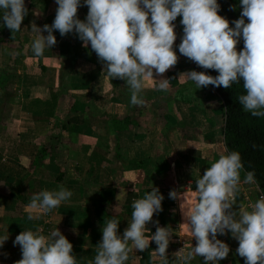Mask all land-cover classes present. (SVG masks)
<instances>
[{
  "label": "crops",
  "instance_id": "1",
  "mask_svg": "<svg viewBox=\"0 0 264 264\" xmlns=\"http://www.w3.org/2000/svg\"><path fill=\"white\" fill-rule=\"evenodd\" d=\"M25 2L28 15L19 31L21 52L0 21L4 36L0 41V227L9 233L0 248V264H15L22 258L20 246L13 244L22 231L39 229L47 236L56 228L73 244L78 264H92L103 225L117 218L122 235L131 221L133 201L152 187L164 196L163 210L154 213L145 234L151 236L158 226L169 227L170 243L180 235L188 249L195 246L183 211L197 201L196 180L211 162L228 153L226 115L222 99L210 85L209 90L208 86L195 90L184 74L200 70L176 48L183 35L179 28L175 29L176 65L162 75L154 72L141 93L145 104L132 105L126 81L112 79L90 44L85 47L74 32L61 36L55 31L57 43L43 56H35L31 44L37 33L32 25L41 29L51 25L58 6L55 0ZM87 13V6L78 8L81 20ZM162 78L171 80L167 91L157 87ZM66 102L70 118L57 121V111ZM11 103L14 109L6 120L2 112ZM126 115L132 124L120 137V158L112 121ZM58 124L61 128L56 129ZM42 146L51 147L42 158L44 164L30 170L28 163ZM142 160L145 163L140 164ZM244 175L241 171L233 210L249 207L246 194H252L254 203L262 193L256 185L243 184ZM58 185L70 190L72 197L48 213H33L28 207L32 195L56 190ZM218 238L230 247L220 264H244L231 233ZM129 247L126 264H160L155 242L143 252L131 243ZM172 257L168 254L170 264ZM192 264H204L203 257H195Z\"/></svg>",
  "mask_w": 264,
  "mask_h": 264
},
{
  "label": "clouds",
  "instance_id": "2",
  "mask_svg": "<svg viewBox=\"0 0 264 264\" xmlns=\"http://www.w3.org/2000/svg\"><path fill=\"white\" fill-rule=\"evenodd\" d=\"M56 15L51 25L43 29L36 24L32 30L37 37L31 44L35 56H43L56 43L54 35L75 33L85 47L91 49L106 65L107 74L126 81L132 105H144L141 95L145 81L155 74L162 75L176 65L178 55L194 61L203 69H213L218 75L191 70L188 79L195 90L209 85L229 88L243 81L244 94L240 105L254 117H264V0H239L240 18L230 21L219 14L218 0H55ZM88 7L81 20L78 8ZM3 27L13 33L21 30L28 15L25 0H0ZM181 17V42L177 40L173 23ZM47 32V35H43ZM243 40V48L237 45ZM158 89L167 91L171 80L162 78ZM241 154L231 151L210 163L196 180L197 201L183 211L195 246L175 252L171 264H192L195 257H203L204 264H220L228 257L229 245L218 238L231 233L238 241L236 253L244 264H264V196L248 208L237 205L236 194L241 187ZM243 184L256 185L255 171H247ZM73 193L63 185L56 190H42L33 194L29 208L44 214L68 201ZM175 197V192L170 193ZM164 196L152 187L142 198L132 203L131 221L121 235L120 221L113 217L102 228V239L92 264H126L132 247L143 252L150 242L157 245L155 252L160 264H170L167 249L172 232L169 227H157L147 236L146 225L154 213L162 211ZM34 218L33 214L28 217ZM157 225L158 221L155 222ZM9 238L8 228L0 227V248ZM22 258L15 264H78L73 244L56 228L49 235L37 230H24L15 237Z\"/></svg>",
  "mask_w": 264,
  "mask_h": 264
},
{
  "label": "trees",
  "instance_id": "3",
  "mask_svg": "<svg viewBox=\"0 0 264 264\" xmlns=\"http://www.w3.org/2000/svg\"><path fill=\"white\" fill-rule=\"evenodd\" d=\"M220 4L219 14L224 16L230 21L240 18V13L242 11V6L239 3V0H218ZM181 17H177L175 23L179 28L180 32L183 34V26L180 24ZM7 28V27H6ZM9 40L16 42L18 44L17 52H21L22 45L19 39V32H12L7 28ZM6 32V33H7ZM4 36L0 35V41L4 40ZM243 48V40L241 39L240 43L237 45V49L240 50ZM200 71H206L208 74L213 76L218 75V72L213 69H203L198 66ZM7 80V79H6ZM1 84V83H0ZM1 86V85H0ZM215 92L220 96L223 101V106L225 108V142L228 149V152L238 151L241 154L242 162L244 164V169L241 171L246 173L247 171H255V177L258 182V185L261 191L264 193V117H254L251 113L246 112L243 107L240 105L238 97L241 94L245 93L243 88V81L240 83H234L229 88L215 87L210 85ZM69 102L65 103L57 111L56 118L57 121H64L70 118V112L67 111ZM131 116L126 115L118 120L112 121L113 128L112 132L116 135V140L119 142L116 146V152L118 157H122L120 148L123 147L120 144V137L123 133L130 130L132 121ZM61 128V124L56 126V129ZM67 127H63L66 130ZM51 147L42 146L39 150L32 156L30 162L28 163V168L30 170L38 169L43 165L42 158L46 156L45 154L49 152ZM46 159V158H45ZM129 163H132V160L128 159ZM140 164L145 163V161H138ZM142 162V163H141ZM57 179H60L59 177ZM244 262V258H241Z\"/></svg>",
  "mask_w": 264,
  "mask_h": 264
},
{
  "label": "built area",
  "instance_id": "4",
  "mask_svg": "<svg viewBox=\"0 0 264 264\" xmlns=\"http://www.w3.org/2000/svg\"><path fill=\"white\" fill-rule=\"evenodd\" d=\"M246 196H247V194H246ZM261 196H264L263 192L261 193L260 197ZM247 200H248V206H250L252 201H250L249 198H247ZM182 247L184 250H188V245H187L186 239L182 238V236H180V235L175 236V239L169 244V247L167 249V254H171L173 256L171 260L174 259L175 252L180 250Z\"/></svg>",
  "mask_w": 264,
  "mask_h": 264
},
{
  "label": "rangeland",
  "instance_id": "5",
  "mask_svg": "<svg viewBox=\"0 0 264 264\" xmlns=\"http://www.w3.org/2000/svg\"><path fill=\"white\" fill-rule=\"evenodd\" d=\"M26 3V5H27V3L28 2H25ZM198 71V70H197ZM205 89H207L206 87H204ZM208 90H209V86H208ZM13 105H12V103H11V105H9V106H5V111H3L2 112V114H3V117L6 119V120H8L9 119V117H10V111H12L11 109H14L13 107H12ZM249 187V186H248ZM252 194H250V193H248L247 194V198H249L251 201L253 200V198H252V196H251ZM258 196V195H257ZM244 197V199H245V203L247 202L248 203V200H247V198H245L246 196H243ZM258 199V198H257ZM246 206H247V204H246Z\"/></svg>",
  "mask_w": 264,
  "mask_h": 264
}]
</instances>
